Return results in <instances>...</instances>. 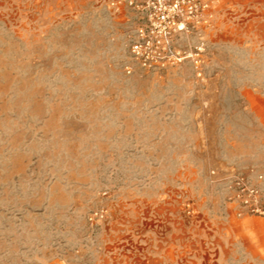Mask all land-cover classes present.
Listing matches in <instances>:
<instances>
[{
    "label": "rangeland",
    "instance_id": "rangeland-1",
    "mask_svg": "<svg viewBox=\"0 0 264 264\" xmlns=\"http://www.w3.org/2000/svg\"><path fill=\"white\" fill-rule=\"evenodd\" d=\"M113 1L0 0V264H264V0L159 70Z\"/></svg>",
    "mask_w": 264,
    "mask_h": 264
},
{
    "label": "built area",
    "instance_id": "built-area-1",
    "mask_svg": "<svg viewBox=\"0 0 264 264\" xmlns=\"http://www.w3.org/2000/svg\"><path fill=\"white\" fill-rule=\"evenodd\" d=\"M215 1L114 0L113 5H126L136 17L131 43L134 62L146 70H159L185 57L183 39L200 33L211 22L210 11ZM199 62L196 60L197 64ZM229 181L244 211L264 215V202L257 186L246 182L244 177H233Z\"/></svg>",
    "mask_w": 264,
    "mask_h": 264
}]
</instances>
